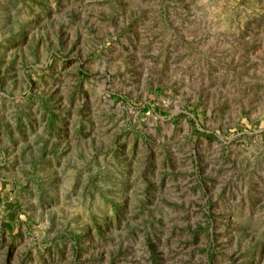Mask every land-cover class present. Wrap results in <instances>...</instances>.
Here are the masks:
<instances>
[{
  "label": "rangeland",
  "instance_id": "1",
  "mask_svg": "<svg viewBox=\"0 0 264 264\" xmlns=\"http://www.w3.org/2000/svg\"><path fill=\"white\" fill-rule=\"evenodd\" d=\"M0 264H264V0H0Z\"/></svg>",
  "mask_w": 264,
  "mask_h": 264
}]
</instances>
